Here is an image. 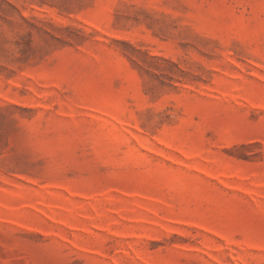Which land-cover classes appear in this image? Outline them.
I'll return each mask as SVG.
<instances>
[{"label":"rangeland","instance_id":"374dc122","mask_svg":"<svg viewBox=\"0 0 264 264\" xmlns=\"http://www.w3.org/2000/svg\"><path fill=\"white\" fill-rule=\"evenodd\" d=\"M0 264H264V0H0Z\"/></svg>","mask_w":264,"mask_h":264}]
</instances>
